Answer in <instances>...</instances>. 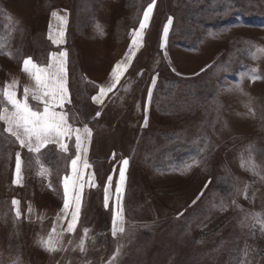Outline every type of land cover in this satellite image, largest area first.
<instances>
[{"label": "rangeland", "instance_id": "obj_1", "mask_svg": "<svg viewBox=\"0 0 264 264\" xmlns=\"http://www.w3.org/2000/svg\"><path fill=\"white\" fill-rule=\"evenodd\" d=\"M150 3L0 0V90L16 80L23 100L35 85L24 59L47 67L65 52L68 97L56 111L92 133L68 232L75 135L63 138L67 151L49 143L33 153L0 121V264H264V0H155L130 53ZM53 12L66 17L60 43ZM118 62L127 71L94 102ZM59 233L60 249L46 251L41 242Z\"/></svg>", "mask_w": 264, "mask_h": 264}, {"label": "snow or ice", "instance_id": "obj_2", "mask_svg": "<svg viewBox=\"0 0 264 264\" xmlns=\"http://www.w3.org/2000/svg\"><path fill=\"white\" fill-rule=\"evenodd\" d=\"M155 5V0L144 10L143 18L140 20L139 28L135 29L132 34V40L130 44V53L135 48H138L143 40L144 30L148 27V21ZM52 16L56 18L59 22L60 29L57 33L58 38L54 40V43L62 42L64 35L63 25L66 24V17L58 15L57 12H53ZM171 23V20H169ZM164 35L168 33V25L164 26ZM51 39V36L49 37ZM163 47V44L161 45ZM264 51V50H262ZM66 53L60 52L57 54H52L49 59L47 67H40L35 64L32 59L25 58L23 61L22 71L29 75V77L35 82L33 88L25 87L24 89V99L18 100L16 98V92L13 90L16 87L17 81L13 80L11 84H5L4 88L0 90V95L3 99L7 101V104L12 106V111H9L7 107L0 111V121H4L5 132L11 134V136L16 138L22 148H27L29 152L39 153L42 148H44L49 143H57L59 148L63 151H67V146L62 142L65 136L75 135L76 138V149L77 157L71 160V166L74 176L65 177L64 179V206L61 210L62 212L67 210L70 206L69 200V188L70 186L76 190L77 187H83L79 184L82 179V173L78 167L80 160V153L86 154L87 148L84 146L85 140L91 138V130L85 126L83 129H73L67 121V114L64 112H57L56 108H63L67 101L68 90L66 87V69H65V58ZM128 60H131V54L127 55ZM127 71V65L123 62H118L112 69L113 82L109 87H101L97 96L93 97L94 102H102L101 97H104L108 92L112 91L120 81V77ZM256 79V77H252ZM31 96L33 100L40 101L43 104V110H33L29 106L28 97ZM70 102V101H69ZM100 113H97L99 116ZM21 156L20 153L16 154V174L19 177L21 172ZM128 165V160L124 159L122 161L121 167L119 169L120 182L116 185L117 194L121 192V185L125 181V171ZM188 165L187 167H191ZM84 167L87 168L88 164L85 162ZM71 181V184H70ZM111 181V177H109ZM16 181H14L15 183ZM108 188L105 187V202L107 204L108 200ZM74 203L75 210L72 212V220L69 222L67 231L72 232L75 227V222L78 218L79 206H80V194L79 191H74ZM119 199V195H118ZM13 205H17L16 200L12 201ZM195 203V201H193ZM17 216H19V211L17 210ZM115 224V216H114ZM123 231V229H119ZM87 229L85 230V235H87ZM55 233V229H53ZM115 234V228L114 233ZM62 235L50 234L47 240L41 242V246L44 247L46 251L54 252L60 249L62 243ZM81 251L84 250L83 239L79 245Z\"/></svg>", "mask_w": 264, "mask_h": 264}]
</instances>
